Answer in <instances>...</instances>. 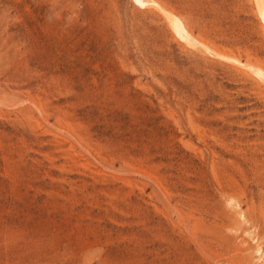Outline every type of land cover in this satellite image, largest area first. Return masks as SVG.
Masks as SVG:
<instances>
[{
    "label": "rangeland",
    "instance_id": "rangeland-1",
    "mask_svg": "<svg viewBox=\"0 0 264 264\" xmlns=\"http://www.w3.org/2000/svg\"><path fill=\"white\" fill-rule=\"evenodd\" d=\"M155 1L0 0V264H264L257 1Z\"/></svg>",
    "mask_w": 264,
    "mask_h": 264
},
{
    "label": "bare ground",
    "instance_id": "bare-ground-1",
    "mask_svg": "<svg viewBox=\"0 0 264 264\" xmlns=\"http://www.w3.org/2000/svg\"><path fill=\"white\" fill-rule=\"evenodd\" d=\"M135 3L140 4V5H148V4H156L155 0H134ZM257 1V8H258V12L259 15L261 16V19H263L264 21V0H256ZM150 4V5H151ZM157 6V5H156ZM158 7V6H157ZM169 20H170V24L171 27L173 29V31L184 41H186L189 44H193L195 43V39L192 37L190 31L186 28V25L183 23V21L180 19L179 16L175 15V14H170L169 16ZM205 49L213 54H216L222 58L231 60L243 67L248 68L253 74H255L256 76H258L259 78L264 80V67L263 69L260 68V66H256V65H252L250 63L247 62H243L237 58L234 57H229L226 56L216 50H214L213 48L209 47L208 45L201 43Z\"/></svg>",
    "mask_w": 264,
    "mask_h": 264
}]
</instances>
